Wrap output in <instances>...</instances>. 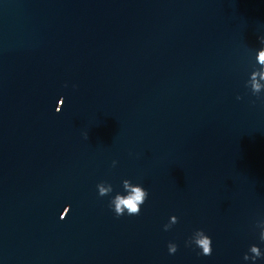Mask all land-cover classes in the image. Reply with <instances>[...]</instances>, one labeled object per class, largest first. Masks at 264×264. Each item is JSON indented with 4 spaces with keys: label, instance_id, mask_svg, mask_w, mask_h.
Instances as JSON below:
<instances>
[{
    "label": "clouds",
    "instance_id": "clouds-1",
    "mask_svg": "<svg viewBox=\"0 0 264 264\" xmlns=\"http://www.w3.org/2000/svg\"><path fill=\"white\" fill-rule=\"evenodd\" d=\"M261 44H264V37L260 38ZM258 64L260 66L258 71H253L250 79L246 82V87L250 88L253 95L259 97L262 90H264V48H262L257 57ZM241 99V97H237ZM85 138H88V134L85 133ZM113 161V166H115ZM122 187L124 192H117L109 201V207L113 209L117 217L122 216L125 212L132 215H139L141 211V205L144 204L148 197V192L139 184H133L130 180L124 179L122 181ZM98 195L103 197L113 192V186L107 182H101L97 184ZM178 223V218L172 216L168 224L164 225V230L168 231L172 225ZM255 227L259 229V240L264 243V218L256 221ZM195 247L201 249L198 255L209 256L212 254V240L204 232L203 229H197L193 234L185 241L186 247ZM178 250V246L175 243L169 242L168 251L169 254H175ZM258 259H264V252L256 245H250L248 252L243 256L244 261H251L252 264H256Z\"/></svg>",
    "mask_w": 264,
    "mask_h": 264
}]
</instances>
